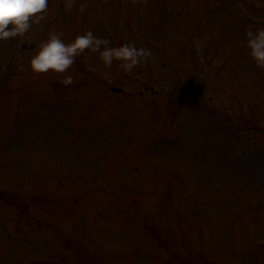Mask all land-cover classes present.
Masks as SVG:
<instances>
[{"label":"rangeland","instance_id":"rangeland-1","mask_svg":"<svg viewBox=\"0 0 264 264\" xmlns=\"http://www.w3.org/2000/svg\"><path fill=\"white\" fill-rule=\"evenodd\" d=\"M54 1L48 0L46 13L43 14L44 19L34 20L31 29L25 34L26 37L29 36L30 41L33 40L30 46L35 45V39L37 46L35 49L31 48L32 51H26L20 55V62H17L16 65V67L23 69L20 76L16 77L15 71L8 72L7 70L9 58L11 59L10 54L15 52L17 37L8 41H0V95L7 94L4 98H0V190L1 187L5 190H11L14 188L13 186H16V189L30 190L36 195L49 192L47 196L55 198H58V193L61 192L63 197L59 198L63 202H72L75 207L82 208L81 217L78 218L76 215L79 210L71 215L75 210L74 206L67 208L56 203L59 206L56 208L55 204L49 203L48 205L46 203V208L53 209L54 215L59 214L60 217L67 218L61 219L63 220L62 226L69 229L62 232L70 234L57 235L52 231L41 232L44 240L50 241L54 248L57 249L56 243L60 242V254L56 256L57 258L55 257L56 259L47 255L45 262L35 264H85L84 260L87 264L89 262L91 264H137V255L143 257L146 255V251L153 250L146 249V245L142 243V241L146 243V239L142 236L147 235L148 227L153 225L156 230L155 233H157L158 244L163 245L161 250L165 253H162L160 249L158 252L156 249L154 250L156 256H151L155 260H148L140 264H176V260L170 258L171 256L165 257L167 253H173L175 249L174 243L176 242L173 241V235L168 233L169 227L166 225L168 219L175 216L169 212L164 213V208H161L160 211L159 209L154 210L153 213H160L158 216L164 217L163 222L159 224L161 227L159 229V226L155 224L154 217H141L146 214V208H138L139 205L136 204L145 200L146 197L147 199L153 197L152 192L151 195L132 193L125 202L116 199L120 194L117 195L118 187L112 181L118 175L126 176V170L129 167L140 168L142 172L143 170L151 172L152 177L146 173L147 178L144 182L148 183L151 177L153 178L152 186L157 184L159 174H162L166 168L174 170L180 167L181 173L174 181V183H179L175 196L185 202L187 214L182 217V224L179 226L175 237L181 241L185 251L194 254L204 250V253L206 251L205 257L208 256L211 264H264V239L255 233V218L251 219V216H259L264 225V209L240 206L236 207L235 213L232 214L230 209L232 206L228 201L223 205L220 201L215 200L211 190L212 176L209 175L208 171H206L208 175L204 173L205 163L209 169H212L210 163L214 164L217 169V165L221 163L217 157L225 158L222 155L225 153L234 154L233 166L229 175L234 177L241 173H254L252 188L255 189L250 187L248 190L253 192L254 199H261L264 202V157L259 158L257 157L259 155L253 154L251 158L248 156L249 162L243 164V161L235 155L242 153L245 144L234 139L231 128L224 131L225 136L221 135L220 141L216 144L215 142H208L206 138L199 139L200 137H198L195 140L193 137L194 135L207 137L215 133L213 129L200 131V127L194 125L198 119H208L205 128L210 126L212 119L226 121L228 116L236 119L237 113H229L232 111L229 108H234L235 105L244 106L246 119L253 120L254 117L259 121V124H263L264 67L258 66L249 56L245 43V33L249 29L255 31L264 28L262 23L264 22V0H201V2L200 0H191L189 16L185 14L183 18L168 22L165 16H162L160 24L156 27H149L151 28L149 30L147 26L140 27L139 30L142 31H136L138 35L134 37V40L131 37L132 28L127 22H125L124 27H120L115 38L109 35L111 32L107 31L109 34L104 33L97 26L98 2L109 4L104 9V17L108 20V18L112 19L114 12L110 4L113 7L120 6L118 0H71L73 5L71 10L67 7L69 0L59 1V9L64 8V11L68 13L58 14L53 18V10L57 9ZM121 1L123 10H128L126 19H131L130 25L133 24L137 28L136 8H138V2H140V8L143 11L151 9L149 21H153L156 15L164 13L163 4L157 3L159 0ZM182 2L183 0L177 1V8H180ZM171 3L173 4V1ZM166 5L169 12L172 11L169 9V4ZM118 12L121 13V11ZM179 12L185 13V9L180 8ZM249 13L251 20L247 21L244 19V15L248 17ZM68 15H72V17L68 18ZM198 15L204 28L202 34L204 37L198 39L197 42L205 46L207 50H209L208 47L214 50L209 57L217 51H221L227 57H232L237 63L236 73L234 71L225 72L228 69L231 70L229 66H225L217 73L203 63V59L196 49L197 37L195 35L189 37L193 31L191 28L193 24L190 21L197 22L196 17ZM147 17L146 15H139V21H144ZM52 22H58L53 33L60 35L65 43H70L77 35L91 30L102 39L109 40L111 46L118 47L124 43H131L143 50L148 48L147 53L149 55L147 54L142 62L132 70L131 74L126 73L118 66L119 61H114L111 67H105L100 59V54L90 50H85L83 54L77 56L75 58L76 65L74 63L66 73L56 74L50 71L44 74H34L30 70L29 62L40 46V33L37 28L45 31L44 29ZM197 26L200 27V23ZM168 27L169 31H167ZM150 36L151 38H149ZM162 36L169 37L167 43L170 59L175 58V53H177L176 56H179L178 53H180V62L173 60L176 67H183V62L187 64L185 59H196V64L192 63L189 72L177 71L174 73L175 79L170 86L167 83L173 79V76L169 70L162 69L160 58L154 49L161 42L159 38ZM17 48L19 49L20 46ZM148 56L151 58H147ZM67 75L73 77L71 85L62 83ZM197 75L201 80L206 81L202 83V86L210 88L202 89V94L197 99L193 95L194 99L201 105H207V100L214 102L217 99L214 95L207 97L212 92L211 83L208 82V79H215L218 83L221 76L228 78L229 75L231 81L226 84V91L222 92L223 94H230L231 92L232 96L237 94L241 100L240 103L229 102L230 98H227V101L219 100L216 106L224 107L221 114L205 112L195 107L192 109L191 104H186L187 97L185 96H189L193 77L201 86V80L197 78ZM209 75L211 76L208 77ZM180 80L186 82L189 88L181 90ZM153 82L154 84L155 82L161 84L155 86L152 84ZM217 83L215 89L220 91ZM162 87H167L165 93L160 91ZM112 88L124 89V94L113 95L110 92ZM146 88H151L154 91L151 93L144 92ZM73 90L76 91L73 93ZM141 92L144 93L139 94ZM174 92L176 93L174 94ZM72 96L80 102L73 103L70 99H64L61 105L58 104L59 101L56 102L59 99ZM212 105L215 104L212 103ZM158 109L163 112L158 114ZM17 110L22 112H17ZM165 112L168 115L171 113L170 117L173 113L177 119H185L187 123L184 126L185 122H183V131L189 134L184 138L171 141L163 140L161 148L167 149L168 145L169 149L166 154H159L161 151L146 154L141 146L146 147V149L154 148L153 141L142 142L147 136L141 142L135 136L131 137L130 143L127 145L131 149L129 151H126L119 144L114 146L111 152L103 153V149L100 153L101 143L98 141L112 143L117 131L127 135L126 137L131 136L135 131L145 134L147 132L153 136L154 133L151 134L148 132L149 130L145 131V127H153L156 121L162 119V114L166 115ZM254 113H256L255 116ZM18 114L21 115L18 116ZM171 119L173 120V117ZM232 122L236 123L237 121L233 120ZM229 124L233 125V123ZM176 131L177 129H173L167 134L156 135L155 137L159 138L165 135L174 137ZM197 131L199 132L195 134ZM12 144H14V156L8 159V147H12ZM253 148L251 147L249 150L252 151ZM261 152L264 153V151ZM195 162H200L199 168L196 167ZM73 163L76 165L75 167ZM135 164L137 166H133ZM162 165L163 167H161ZM95 169L99 172L97 175L107 174L113 177L107 181L97 182L92 177L94 174L91 175L90 173V171L94 172ZM131 173L134 174L132 171ZM129 176L127 175L126 179H129ZM222 177L225 178V176ZM217 179L221 180V177L214 179V185ZM132 183L127 181V185L131 186L128 188L133 187ZM125 184L120 186L123 185L126 188ZM137 184L140 186V188L136 187L137 191L143 193L141 187H144L145 183L138 180ZM205 184L208 185V191L197 205V202L192 200L194 197L192 193L198 192L199 187L205 186ZM97 186H100L103 197L91 195L90 191L98 188ZM243 190L244 184L239 183L227 194L236 196ZM67 197H71L73 200H68ZM0 199L2 201L5 199L2 192H0ZM246 200L249 198L244 197V201ZM25 201L31 205L26 208L32 213L27 220L33 219L31 225L32 229H35L37 224L34 219L41 215L38 212V197L28 196L25 197ZM113 207H117V209L111 210ZM64 209H68V211L66 210L65 213ZM93 214L95 216L106 214L111 220L107 222L106 218H103L101 226H99V221H96L91 228L93 233H90V239L83 246L82 244L80 246L74 244L73 242L76 240L69 243L58 238L56 242L55 239L58 236L83 239L84 235L77 229V226L85 221L84 226L89 228L93 224ZM12 215L16 228L19 229V222L15 219L16 213H12ZM234 221L236 225L233 227ZM29 222L26 223L27 226ZM53 224L57 225L56 223ZM105 224H107L106 228H104ZM123 224L129 231L122 233L120 231V234H114V229H123ZM175 226L174 223L172 228L176 230L177 227ZM161 230L165 232L161 233ZM259 230L262 232V229L259 228ZM103 233L104 237L102 236ZM152 234L156 238L153 232ZM96 236L99 238L102 236L104 240L102 238L99 240L95 238ZM129 237H134L135 241ZM25 243V237L19 238L14 235L9 239H4L1 235L0 264H29L32 258H28L27 253L31 250L23 251L22 247ZM5 244L9 248L5 249ZM41 246L42 243L35 249L43 251ZM187 261H192V259L188 258Z\"/></svg>","mask_w":264,"mask_h":264},{"label":"clouds","instance_id":"clouds-1","mask_svg":"<svg viewBox=\"0 0 264 264\" xmlns=\"http://www.w3.org/2000/svg\"><path fill=\"white\" fill-rule=\"evenodd\" d=\"M72 6L69 0L67 7L70 9ZM47 7L48 0H0V41H8L29 32L34 20L44 19L42 14ZM245 36L249 56L258 66L264 67V28L255 31L249 29ZM85 50L98 52L105 67H111L114 61H119L118 66L128 74L147 56L143 49L131 43L111 46L109 40L102 39L91 30L77 35L70 43H65L60 35L51 33L32 55L29 67L34 74L50 71L63 74ZM62 83L71 85L73 77L67 75Z\"/></svg>","mask_w":264,"mask_h":264}]
</instances>
